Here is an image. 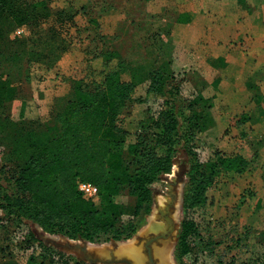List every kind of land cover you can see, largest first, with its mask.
<instances>
[{
    "label": "trees",
    "instance_id": "obj_1",
    "mask_svg": "<svg viewBox=\"0 0 264 264\" xmlns=\"http://www.w3.org/2000/svg\"><path fill=\"white\" fill-rule=\"evenodd\" d=\"M55 11L49 0H0V44L24 42V36L10 38L18 26L55 18L49 27L51 38L56 26L70 18L63 11L56 16ZM16 56L6 46L0 48L1 58ZM125 64L112 44L90 57L85 75L66 78L65 102L44 129L27 125L38 119L30 76L20 69V78L12 83L0 74V130L11 134L6 161L15 164L10 171L4 160L0 163V218L7 222L10 235L22 230L20 224L27 218L49 233L90 242L131 237L137 230L136 218L151 208L153 185L170 171L181 146L192 163L183 200L187 213L205 204L217 172L239 174L247 167V159L239 154L218 156L209 169L199 160L197 141L212 98L201 92L184 98L179 83L164 70L151 71L146 87L147 97L158 107L149 105L143 117H133L128 105L134 84L122 77ZM13 100L20 101L18 120L6 113ZM79 182L93 183L98 190L87 195ZM126 215L131 219L125 222ZM195 225L192 218L181 222L174 252L181 264H187L189 255L194 256L191 264H197ZM22 236L16 244L32 249L25 264H111L77 259L40 241L30 229ZM211 243L209 238L210 252ZM249 264H264V250Z\"/></svg>",
    "mask_w": 264,
    "mask_h": 264
},
{
    "label": "rangeland",
    "instance_id": "obj_2",
    "mask_svg": "<svg viewBox=\"0 0 264 264\" xmlns=\"http://www.w3.org/2000/svg\"><path fill=\"white\" fill-rule=\"evenodd\" d=\"M49 3L56 10V16L63 11L70 17L65 16V23L56 26L55 35L48 37L49 27L55 19L52 18L39 24L16 27L10 38L24 36V42L0 44V48L6 46L10 52L18 54L10 59L0 57V74L12 83L20 78V69L30 76L33 98L38 105V119L27 125L37 129L49 126L54 121L55 111L67 97L65 83V91L60 85L58 89L44 92H39L40 84L53 74L66 78L82 77L86 73L88 59L100 53L108 44L116 46L124 57L126 64L122 77L134 84L133 100L128 105L133 117H143L149 105L153 109L158 107V103L146 95L149 73L156 69L164 70L176 79L184 98L193 97L198 92L212 98L213 105H217V118L225 120L227 124H205L197 141L199 160L209 169L218 156L239 154L247 159V167L239 174L217 172L208 188L205 204L187 213L183 200L192 163L187 150L179 147L170 171L153 185L151 208L136 218L134 223L137 230L130 238L135 236L136 244L142 248V264H169L160 259L158 250L165 238L172 239L171 264H181L174 256L181 234V222L186 217L192 218L196 224L192 244H197V264H249L258 252L264 250V119L253 122L254 126L250 125L249 112L242 106L248 97L229 94L230 85H224L225 79L221 88L210 83L214 76L209 70L205 80L196 79L195 73H200L197 70L204 65L186 59L194 55L205 56L210 51L192 46L198 33L185 35L181 30V25L193 18V9L207 13L213 10L217 17L212 20L209 16L205 23L225 26L228 9L233 7L232 0H49ZM182 17L188 20L184 21ZM183 35L184 39L181 38ZM240 54L241 51L237 52V55ZM233 105L236 109L231 107ZM19 110V100L6 105V113L14 120L19 119ZM245 115L248 119H245ZM213 118L214 113L211 122ZM242 118L245 122L239 124L238 120ZM11 143L10 132L0 130V163L4 160L8 169L13 171L15 164L6 161ZM1 183L5 184V181ZM160 195L166 197L162 207L159 206ZM157 207L155 213L158 218L155 220L162 227L140 235V228L149 222ZM127 219H131V216H123V221ZM20 225L22 230L17 234L22 235L30 229L40 241L77 259L136 264L129 256L103 257L96 251L98 247L90 244V241L49 233L27 218ZM8 231L7 222L0 218V262L25 264L32 249L24 244H16L18 240H15L14 232L10 235ZM209 238L212 252L206 247ZM124 240L93 243H108L117 247L118 242ZM151 240L152 262L145 247ZM185 259L187 264H191L194 256L189 255Z\"/></svg>",
    "mask_w": 264,
    "mask_h": 264
},
{
    "label": "crops",
    "instance_id": "obj_3",
    "mask_svg": "<svg viewBox=\"0 0 264 264\" xmlns=\"http://www.w3.org/2000/svg\"><path fill=\"white\" fill-rule=\"evenodd\" d=\"M233 7L228 9V19L225 26L218 24L207 25V17H217L213 10L198 12L193 9L190 22L181 25L186 34L198 33V38L192 45L200 50L208 49V55H194L186 61L204 65L195 73L196 79L205 80L209 73L214 76L210 83L218 88L224 82L229 86V94L248 97L244 100L245 109L249 112L250 125L264 119V0H232ZM184 35L181 37L184 39ZM186 39V38H185ZM237 55V52H240ZM184 56L186 54L184 53ZM208 65V67H205ZM220 69V70H219ZM215 72L216 75H215ZM39 86V92L45 90L64 89L66 77L53 74ZM220 78V79H219ZM219 80V81H218ZM61 83V84H60ZM56 91V90H55ZM66 92V91H65ZM67 93V92H66ZM247 101V103H246ZM228 104V103H227ZM235 105L231 106L234 109ZM217 105L214 104L208 115L210 125L227 124L225 120L217 118ZM214 113L213 121L211 116ZM239 122V121H238ZM223 123V124H222Z\"/></svg>",
    "mask_w": 264,
    "mask_h": 264
},
{
    "label": "bare ground",
    "instance_id": "obj_4",
    "mask_svg": "<svg viewBox=\"0 0 264 264\" xmlns=\"http://www.w3.org/2000/svg\"><path fill=\"white\" fill-rule=\"evenodd\" d=\"M165 198H166L165 196H162V195L159 196V203H160L159 206L163 205V201ZM158 207L154 209L153 214L151 215L149 219V222L146 225H144L142 228H140V231L138 230L140 235H146L149 232V230L160 229L162 227V224L160 222L157 223V221L155 220L156 217L158 218V216L155 213ZM134 237L132 238L129 237L128 239L124 241H119L117 247L111 244H108V243H105V244H97L93 242H89V243L92 244L93 246L96 245V247H98V250L96 251H98L99 254L103 257H109V256H117V257L127 256L128 257L129 256V258L131 257L136 264H142V259H141L142 255L140 254L142 248H140V246L136 244L137 238H134ZM172 247H173L172 239L167 237L165 238V240L162 241V244L158 250V255L164 263L171 264L173 262L172 254H171ZM144 263L145 262H143V264Z\"/></svg>",
    "mask_w": 264,
    "mask_h": 264
},
{
    "label": "built area",
    "instance_id": "obj_5",
    "mask_svg": "<svg viewBox=\"0 0 264 264\" xmlns=\"http://www.w3.org/2000/svg\"><path fill=\"white\" fill-rule=\"evenodd\" d=\"M79 188L86 193L87 195H94L97 192V186L90 182H79ZM17 231H14L15 240H21L23 239L22 235H19L16 233Z\"/></svg>",
    "mask_w": 264,
    "mask_h": 264
},
{
    "label": "water",
    "instance_id": "obj_6",
    "mask_svg": "<svg viewBox=\"0 0 264 264\" xmlns=\"http://www.w3.org/2000/svg\"><path fill=\"white\" fill-rule=\"evenodd\" d=\"M162 237H165L164 235L162 236ZM156 239H159V238H156ZM151 242H153V240H151V241H149V243H147L146 245H145V247H146V249H147V254H148V256H149V258H150V260H151V262L153 261V259H152V255H151V248H150V243ZM45 243V242H44ZM86 250V247H84V251ZM87 262H98V263H104V262H107V263H111V264H117L116 262H112V261H98V260H95V259H90V260H88Z\"/></svg>",
    "mask_w": 264,
    "mask_h": 264
}]
</instances>
